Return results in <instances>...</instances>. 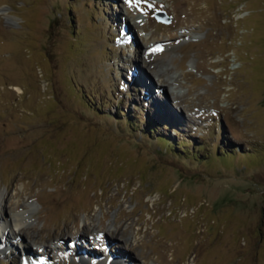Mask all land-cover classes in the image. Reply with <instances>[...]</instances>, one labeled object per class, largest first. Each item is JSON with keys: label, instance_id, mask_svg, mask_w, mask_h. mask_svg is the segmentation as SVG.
<instances>
[{"label": "rangeland", "instance_id": "obj_1", "mask_svg": "<svg viewBox=\"0 0 264 264\" xmlns=\"http://www.w3.org/2000/svg\"><path fill=\"white\" fill-rule=\"evenodd\" d=\"M0 192V264H264V0H0Z\"/></svg>", "mask_w": 264, "mask_h": 264}, {"label": "trees", "instance_id": "obj_2", "mask_svg": "<svg viewBox=\"0 0 264 264\" xmlns=\"http://www.w3.org/2000/svg\"><path fill=\"white\" fill-rule=\"evenodd\" d=\"M123 101H121V103H122ZM92 107L91 108H89V111L91 112L92 111ZM98 111V110H97ZM156 111V110H155ZM157 112V111H156ZM126 113V114H125ZM104 116L107 118V119H113V122L114 123H117L118 121H120V120H122L123 121V119L126 121L125 122V126H124V131H126V133H128L127 132V130L129 131V129H131V130H133V131H135V129L136 130H139V138L140 139H142L143 138V136L144 137H146V139H148L149 141H151V142H155L157 139L161 142V145L162 146H164L165 144H166V146H173V148H176V149H178V147H177V145H176V143L173 141V139H169V138H165V137H160V136H157V137H155V139H152L151 137H153V136H151V132L153 131L154 132V127H151L150 126V124H152L151 123V121H149V119H147V118H142V121H144L143 122V126H144V128H139L140 126H139V122H141V120H137V117H135V114L132 112L131 113V115H127V111H124L123 109H119L118 110V112L116 113V114H111V115H109V113L107 114H104ZM145 116V115H144ZM155 121H157L156 119H155ZM140 125H142V123L140 124ZM139 128V129H138ZM144 130V131H143ZM135 142V141H134ZM133 142V143H134ZM148 143H150V142H148ZM216 148V147H215ZM214 148V151H213V158H214V156H218V157H223L225 154L227 155L228 153H226L225 151H223L222 149H219L220 150V152H218V149L216 150ZM182 153H183V151H181ZM188 157V156H187Z\"/></svg>", "mask_w": 264, "mask_h": 264}, {"label": "bare ground", "instance_id": "obj_3", "mask_svg": "<svg viewBox=\"0 0 264 264\" xmlns=\"http://www.w3.org/2000/svg\"><path fill=\"white\" fill-rule=\"evenodd\" d=\"M147 49L150 50V46H149V48L147 47ZM3 196H4V193L0 192V220H1V215H2L1 206H2V203H3ZM31 212L32 211L30 209L21 210L19 212L16 210L14 212H11L10 215L6 216V219H7L6 221L5 220H3L2 222L0 221V238L2 237L4 240H7L8 235H10V234H8V232L5 231V230H10L12 232L11 233L12 236H14L16 238H19L20 236H18L19 235L18 233H21V234L23 233L21 231L29 223ZM13 228H15V230ZM96 240L98 241L99 238H97ZM75 242L77 243L78 241H75ZM3 246L4 245L0 244V247L3 248ZM26 250H28V248ZM84 253H81V254H84ZM3 254H5V253H3ZM85 256H84L85 258L88 257L86 254H85ZM113 262H111V263H113Z\"/></svg>", "mask_w": 264, "mask_h": 264}]
</instances>
